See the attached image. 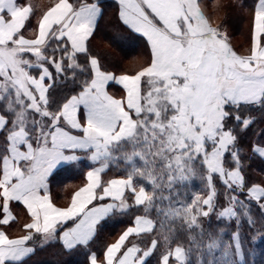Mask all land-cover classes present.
Listing matches in <instances>:
<instances>
[{
    "label": "snow or ice",
    "instance_id": "1",
    "mask_svg": "<svg viewBox=\"0 0 264 264\" xmlns=\"http://www.w3.org/2000/svg\"><path fill=\"white\" fill-rule=\"evenodd\" d=\"M118 4L150 61L117 76L89 47L100 0H57L38 30L32 3L0 0V225L15 220L12 202L31 218L21 237L0 230V264H24L50 243L86 248L102 220L134 210L133 226L103 259L89 252L88 264H150L153 255L157 264H255L264 185L248 183L245 170L252 157L264 160V134L247 144L243 134L252 113H264V0L253 5L245 55L210 25L200 0ZM113 85L124 95H112ZM82 157L93 165L86 184L57 206L49 177ZM109 169L121 175L103 179ZM194 179L207 192L188 199ZM213 215L215 232L203 225Z\"/></svg>",
    "mask_w": 264,
    "mask_h": 264
},
{
    "label": "trees",
    "instance_id": "2",
    "mask_svg": "<svg viewBox=\"0 0 264 264\" xmlns=\"http://www.w3.org/2000/svg\"><path fill=\"white\" fill-rule=\"evenodd\" d=\"M56 0H28L35 6L34 17L30 21V25L37 22L41 14L48 9ZM211 8V14L214 15L215 27L221 29L227 34L228 42L232 48L239 54L243 52L238 47L249 49L251 44L252 34V11L255 0H206ZM100 4L103 10V16L98 21L95 34L90 41V51L97 56L102 65L114 73H134L150 61V50L147 41L131 31L123 25L119 18V5L115 0H101ZM231 6L237 11L234 17ZM247 18L245 31L243 32V20ZM232 30L239 34L238 43L231 38ZM233 35V34H232ZM244 36H247V38ZM229 39H231L229 41ZM114 91V87L111 86ZM252 115L256 118V123L252 125L246 133L243 134L245 144L260 140L264 134V113L259 111L253 112ZM92 167V163L83 158L76 164L61 167L52 177L50 181L51 196L54 202L60 205H66L74 192V190L82 184L86 178L88 169ZM121 173L114 169H109L103 176V179L118 177ZM245 175L248 183H259L264 185V160L258 156H254L246 161ZM191 195L196 193L206 194L207 189L203 182L199 179H194L186 189ZM222 202V198H221ZM16 219L5 227V230L15 235L22 233L23 226L28 221V214L16 204ZM258 216V210H255ZM2 208H0V218ZM141 214L138 211H129L127 213H115L100 222L97 226L96 234L90 244L85 247H79L71 252L65 251L59 243H50L44 248H37L34 255L24 261V264H88L89 252H94L100 259H103L102 253L106 247L114 242L119 235L133 223L135 215ZM211 225L208 220H203V225L206 229L211 228L214 232L217 229V221L215 216H211ZM3 225H0V228ZM247 231V226H245ZM27 231H24V233ZM130 240L140 243L136 237H130ZM40 238L37 236L36 241ZM30 244L32 242H29ZM144 245L141 244V247ZM260 250H264V243L258 245ZM150 264H157L155 255L149 258ZM255 264H264V255L257 258Z\"/></svg>",
    "mask_w": 264,
    "mask_h": 264
},
{
    "label": "crops",
    "instance_id": "3",
    "mask_svg": "<svg viewBox=\"0 0 264 264\" xmlns=\"http://www.w3.org/2000/svg\"><path fill=\"white\" fill-rule=\"evenodd\" d=\"M101 1V0H100ZM115 1H117V3H118V0H115ZM57 2V0L51 5V6H53L55 3ZM119 5V4H118ZM50 6V7H51ZM102 7V6H101ZM201 9L203 10V13H204V15L206 16V18L209 20V23H210V25L212 26V27H214V28H216L215 27V22H214V20L211 18V15L209 14V12L208 11H206L205 9H203V6L201 5ZM47 10V9H46ZM45 10V11H46ZM44 11V12H45ZM43 12V13H44ZM43 13L41 14V16L39 17V19L42 17V15H43ZM38 19V20H39ZM38 20H37V22L36 23H34L33 25H30V27H32L33 29H36V30H38ZM138 34V33H137ZM26 35H28V36H30V37H34L35 35H36V31H34V32H32V33H26ZM138 35H140V34H138ZM141 37H143L142 35H140ZM144 38V37H143ZM145 40H146V38H144ZM148 44V43H147ZM148 48H149V50H150V47H149V45H148ZM248 53V52H247ZM247 53H243V54H241V55H245V54H247ZM239 54V53H238ZM145 66H147V65H145ZM144 67V66H143ZM117 76L118 75H120V74H129V73H115ZM130 74H132V73H130ZM113 87H114V91H112L111 90V86L109 87V92L112 94V95H114L115 97H117V98H119V97H121V96H123L124 95V93H123V90H122V87L121 86H119V85H113ZM77 163V162H76ZM76 163H74V164H76ZM68 165H73V164H61V165H58L54 170H53V172H52V174H51V176L49 177V180H48V184H49V194H50V196H51V185H50V181H51V177L61 168V167H65V166H68ZM92 167H93V165H92ZM91 169V167L88 169V171ZM112 178H117V177H112ZM110 179V178H109ZM86 178H85V180L82 182V184H80L75 190H74V192L75 191H77V190H79V188H81V187H83L85 184H86ZM74 192L72 193V195L74 194ZM72 195H71V197H72ZM71 197H70V199H69V202H68V204H66V205H60V204H58V203H56V202H54L53 201V199H52V201H53V203L54 204H56L57 206H60V207H65V206H68L69 204H70V201H71ZM51 198H52V196H51ZM16 204H19L20 206H21V208H23V210L25 211V212H27V209L22 205V204H20V203H17V202H12L11 204H10V210H11V212H12V214L15 216V219H16V214H17V212H16ZM16 208V209H15ZM18 210V209H17ZM27 214H28V212H27ZM3 217V212H2V214H1V218ZM28 221H27V223H29V222H31V218H30V215L28 214ZM14 221V220H13ZM13 221H11L9 224H11ZM26 223V224H27ZM7 226V225H6ZM5 225H3V227H1L0 228V230H4L11 238H18V237H21V236H23V235H26L27 233L25 232L24 233V231H26L25 229L23 230V232L22 233H17V234H15V235H11V234H9L6 230H5V227H6ZM130 226H133V224L132 225H130ZM23 228H24V226H23ZM128 228V227H127ZM126 228V229H127ZM125 229V230H126ZM97 230V229H96ZM124 230V231H125ZM123 231V232H124ZM123 232L120 234V235H122L123 234ZM120 235H119V237H120ZM119 237L114 241V242H112V243H115L118 239H119ZM111 243V244H112ZM110 245V244H109ZM106 251V250H105Z\"/></svg>",
    "mask_w": 264,
    "mask_h": 264
},
{
    "label": "rangeland",
    "instance_id": "4",
    "mask_svg": "<svg viewBox=\"0 0 264 264\" xmlns=\"http://www.w3.org/2000/svg\"><path fill=\"white\" fill-rule=\"evenodd\" d=\"M200 4L203 6V9H205L206 11H208L209 12V14L211 15V18L215 21V19L217 18H215L214 17V15L213 14H211V8L209 7V4H208V2L206 1V0H200ZM231 9H232V14H233V16L235 17L236 15H237V11L236 10H234V8L231 6ZM203 11V10H202ZM246 21H247V18H245V20H243V28H242V30H243V32L245 31V29H246V27H245V25L244 24H246ZM233 34V35H232ZM232 34L230 35L231 36V38L234 40V41H237V45H239V43H238V40H237V38H239V34H237L236 32H234L233 30H232ZM247 38V36H244V38ZM240 39V38H239ZM231 39H229V41H230ZM239 48H240V50H242L243 52H248V50L247 49H245V48H243L242 47V45H239L238 46Z\"/></svg>",
    "mask_w": 264,
    "mask_h": 264
},
{
    "label": "bare ground",
    "instance_id": "5",
    "mask_svg": "<svg viewBox=\"0 0 264 264\" xmlns=\"http://www.w3.org/2000/svg\"><path fill=\"white\" fill-rule=\"evenodd\" d=\"M238 39V38H237Z\"/></svg>",
    "mask_w": 264,
    "mask_h": 264
}]
</instances>
